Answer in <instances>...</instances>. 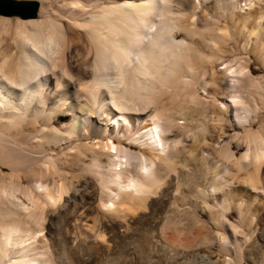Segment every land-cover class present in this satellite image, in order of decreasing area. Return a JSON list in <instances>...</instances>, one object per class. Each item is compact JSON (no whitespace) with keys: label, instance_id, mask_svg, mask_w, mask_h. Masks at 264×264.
<instances>
[{"label":"bare ground","instance_id":"bare-ground-1","mask_svg":"<svg viewBox=\"0 0 264 264\" xmlns=\"http://www.w3.org/2000/svg\"><path fill=\"white\" fill-rule=\"evenodd\" d=\"M30 1L0 16V264H55L23 213L85 199L93 238L67 237L85 262L151 198L192 193V263L235 264L264 204V0Z\"/></svg>","mask_w":264,"mask_h":264},{"label":"rangeland","instance_id":"rangeland-1","mask_svg":"<svg viewBox=\"0 0 264 264\" xmlns=\"http://www.w3.org/2000/svg\"><path fill=\"white\" fill-rule=\"evenodd\" d=\"M7 1L9 2L7 3L0 1V10L4 12L0 13V16L5 18H14L17 15H25L26 17H32L29 15L31 12V6H28V4H35L33 1ZM35 6L37 12L38 5L35 4ZM254 67H257L256 69L259 68L257 64H255ZM231 120H233L232 115ZM231 129V127H227L225 132L227 134H230ZM198 141V135H196L195 144L198 143ZM197 160L199 161H197V164L201 165V159L197 157ZM180 197H164L165 200L163 198H160L159 201L158 198H151V201H149V203H152L153 206L155 205V208L148 205L147 209L145 210H149L147 212L145 210H142L143 214L139 213L141 211L132 212L134 214H131L132 219L128 227L126 229H123L122 233L120 232L115 233V235H112L113 238L111 239L110 249L105 251L102 250L103 252L100 251V253L99 251H96V255L93 256V258H90V260L85 261L86 263L82 261H77L76 258H74V256L72 255L67 244V237L69 236V234L70 236L76 238L78 237L77 240L82 237V240H79L84 244H86V241L93 238V236H90V233L91 235H93V230L97 228V215L92 206H90L87 202L86 203L88 204V206L85 204V199H77L76 201H72L67 209L68 211H65L66 213L64 211H56L57 213L52 212L43 214L23 213V215L21 216H25L27 222H31L29 226L30 229L33 231L34 235H36L37 242L39 243V240L41 239L44 240V246L49 250L50 254L52 255L55 261V264H194V262L192 263V261L194 260L193 248L195 246L196 240L194 236L195 231L194 228H192L193 225L191 224L192 222L190 217H192V206L196 199L193 193L191 194V196L187 195L190 200L187 197ZM155 202L157 203V205L155 204ZM151 208L153 210H151ZM72 211H75V213L73 214ZM69 216L71 218V221L66 222V218H69ZM73 216L74 219L72 218ZM80 217L82 220L80 219ZM240 219L241 216L239 215V211L234 210L233 217H231V220L233 222H237ZM247 220H251L252 225L246 232H252L254 235L253 238L250 239V242L246 245L243 257L234 260L235 264H253V256H251L252 254L256 255V257L264 259V248H259L260 243H258L260 239L262 225L264 223V204L260 203V205L258 204L257 207L250 208L247 213ZM189 224H191L192 226ZM240 227L242 228V226ZM37 229L39 230L37 231ZM84 230H86L85 233H83ZM86 232H88L89 234ZM78 235L81 237H79ZM85 235L87 236V238ZM161 235L164 240L161 239ZM173 242L176 244H173ZM202 245L204 246L205 244L203 243ZM185 247L192 249L189 251L190 253L187 252L188 250L183 251L184 249H186ZM181 248H183V250ZM167 249H169V251ZM200 250L194 253H201L200 255H204L205 251H203V249ZM177 252L180 253V256ZM97 253H99L100 255ZM176 253L177 255H175ZM249 255L251 256V258H249ZM54 256L57 258H54ZM55 259L57 261L58 259L60 260L57 262ZM200 260L201 259L199 258V260L197 259L196 262Z\"/></svg>","mask_w":264,"mask_h":264},{"label":"water","instance_id":"water-1","mask_svg":"<svg viewBox=\"0 0 264 264\" xmlns=\"http://www.w3.org/2000/svg\"><path fill=\"white\" fill-rule=\"evenodd\" d=\"M1 2H9L7 0H0ZM28 6H31V12H30V16H34L35 15V12H36V6L34 4H28Z\"/></svg>","mask_w":264,"mask_h":264}]
</instances>
